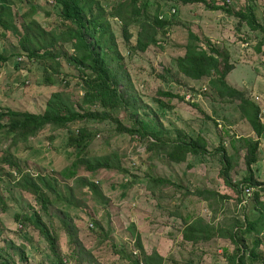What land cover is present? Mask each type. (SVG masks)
Instances as JSON below:
<instances>
[{"label": "rangeland", "instance_id": "1", "mask_svg": "<svg viewBox=\"0 0 264 264\" xmlns=\"http://www.w3.org/2000/svg\"><path fill=\"white\" fill-rule=\"evenodd\" d=\"M103 1L99 0V4H104ZM145 1L138 0L144 3L148 18L160 15L170 23L156 32L154 46L129 59L121 44V24L112 18L117 26L113 24L111 30L115 33L113 37L122 59L113 60L112 53L105 52L108 65L116 68L120 87L134 107L131 110L148 132H155L163 139L174 140L180 131L185 136L201 134L208 142L210 153L222 144L230 154L234 153L230 137L255 138L236 102L227 103V100L218 98L206 77L192 81L177 76L175 82L172 74L164 77L165 80L159 76L166 73L165 67H169L176 56L184 53L190 40L189 31L193 32L199 37V45L209 43L228 51L229 60L235 67L228 75V82L242 89L261 107L260 121L264 124V0H201L189 4L191 9L167 0ZM46 4L47 0H12L10 7L15 15L16 28L20 30L25 24L33 33L41 27L54 33L59 7ZM113 4L109 1L106 10ZM207 4L214 8L210 9ZM223 4L234 11L250 6L262 29L251 31L245 24L238 26L237 18L216 9ZM172 9L174 13H171ZM142 18L137 17L138 26ZM148 22L144 21L141 26L150 34ZM137 30L134 25V37L130 39L133 47ZM21 43L11 32L6 38L0 36V51H6L9 56L0 67V112L12 109L42 113L50 94L63 89L59 71L66 69L67 64L64 58L48 61L47 69L53 79L50 86L44 80L42 69L35 62L25 60L27 54L22 52ZM64 50L68 55L72 53L67 47ZM124 75H128L127 81L123 80ZM72 81L65 91L72 102H78L82 93L75 84L77 78ZM161 89L182 97L173 109H163L162 112L158 109L154 97L163 101L159 95ZM187 94H191L193 100L186 99ZM106 113L111 117L101 123L93 120L78 122L69 129L55 132L46 126L25 142H19L16 139L19 137L6 129L0 130V245L5 246L3 240L15 245L17 248L12 252L16 261H20L22 250L25 255L23 264H60L59 261L61 264H133L143 255L153 253L162 257L161 264H230L236 248L229 239L217 234L220 229L238 227L244 211L254 206L250 200L247 208H243L246 204H239L237 188L224 183L219 174L220 153L190 155L184 163H172L164 155L145 152L137 137L132 139L118 132L119 125L115 120L124 127L131 125L121 117L122 111ZM83 124L97 133L85 155L95 160L113 152L119 157L122 168L127 170L122 174L116 170H98L79 175V179L93 183L96 189L77 184L76 177L67 178L61 174L73 160L71 149L64 140L71 129ZM243 155L244 150L239 148L231 160L229 176L233 185L239 183L247 172ZM8 156L19 171L1 161ZM110 162L116 164L112 158ZM252 171L263 187V138ZM26 173L34 179L45 178L46 187L42 185V191L35 195L24 190L20 186ZM147 175L168 178L179 187H155L148 182ZM54 180L57 183L54 184ZM197 189L212 191L214 195L204 200L198 196ZM261 201L264 203V195ZM21 214L28 219L16 220V215ZM187 215L191 218H186ZM186 220L188 225L195 223L203 240L183 239ZM23 222L28 227L22 228ZM42 228L55 238L54 252L47 248L40 232ZM209 236L212 237L207 239ZM253 239L254 236H246L248 250ZM260 239H264V233ZM5 249L11 253L7 245ZM260 249H264V244L259 246ZM117 250L120 254L116 253ZM68 255L72 256L70 262L63 260ZM6 258L8 256L0 251V264L6 262Z\"/></svg>", "mask_w": 264, "mask_h": 264}, {"label": "trees", "instance_id": "2", "mask_svg": "<svg viewBox=\"0 0 264 264\" xmlns=\"http://www.w3.org/2000/svg\"><path fill=\"white\" fill-rule=\"evenodd\" d=\"M107 1H113L114 6L112 5L111 8L109 7L106 10ZM167 1H172L174 4L187 5L201 0ZM11 3L12 0H0V36L6 38L7 33L11 32L13 36L18 38L20 43L23 42L24 44L21 43L22 52L27 54L24 57L25 60L27 62H35L37 67L42 69L44 80L50 86L53 84V79L47 69V66H49L48 61L64 58L67 67L59 71L62 75L63 89L50 94L42 113L12 109L1 111L0 130L6 129L8 132L13 133L15 137H19L16 138L19 142H25L29 137L36 136L46 126L50 128L51 132H55V130L69 129L73 123L78 122L93 120L101 123L111 117L106 112L120 110L123 112L121 117H124V121L131 123V125L124 127L121 122L115 120L119 125L117 127L118 132L127 134L132 139L134 136L137 137L140 143L142 142L141 144L144 145L145 152L164 155L170 162L176 164L186 162L190 155L204 156L220 153L222 165L219 174L223 178L224 183L235 189L237 188L239 204H246L243 208H247L250 200L253 202L254 207L251 210L248 209L247 212L244 211L243 220L238 227H231L229 230L220 229L217 236L229 239L236 248L235 253L230 257V264H264V249L259 250V246L264 244V239H260V235L264 233V203L261 201L262 195H264V186L262 187V183L253 177L252 171V166L258 161L260 139H264V124L260 121L261 107L254 100L248 98L242 89L228 82V75L235 68L234 64L229 60L228 51L211 46L209 43L204 46L199 45V37L189 31L190 40L184 47V53L176 56L172 64H169V67H165L166 73L159 76L161 80H165L164 77L172 74L175 82V79L178 78L177 76L192 81L206 77L218 98L227 100V103L236 102L239 112L255 133V138L250 136L230 137V147L234 153L230 154L223 144L210 153L208 142L201 134H197L194 137L185 136L180 131L176 139L166 140L155 132H148L135 115V111L131 110V107L133 109L134 107L130 103L126 92H123L120 87L121 80L116 68L110 67L108 65L109 61L105 58V52L109 51L112 53L111 59H116L117 61L122 59L118 45L115 44L113 37L115 33L111 30V26L114 27L117 23L121 24V44L124 45L127 57L130 59L135 53H145L149 46H154L156 32L169 26L168 20L160 17V15H153L152 19L148 18V15H145V8H143L144 3L141 4L138 0H130L129 3H125L124 0H105L102 5L99 4V0H47L46 5L48 7L54 5L59 7L57 27H55L54 33L42 27L33 33L25 24L21 25L20 30L16 28L15 15L10 7ZM224 4L221 7H216V9L222 10L227 16L237 18L238 26L245 24L251 31L262 29L261 25L256 21L250 6L234 11L228 6L224 7ZM207 6L210 9L214 8L208 4ZM31 8L35 9V6H31ZM138 16H143L142 23L151 20L148 22L151 26L150 34H147L146 30L143 31L142 23L140 26L137 25ZM112 18L117 20V23ZM134 25L138 30L133 47L130 39L134 37L132 34ZM148 28L149 26L147 25ZM64 46L71 49L72 53L68 55L64 50ZM257 50H259V47ZM8 58L6 51L1 50L0 67ZM53 70L55 72L54 68ZM76 78L78 81L75 84L79 87L82 97L78 102H72L65 89L72 85V79ZM123 80L127 81L128 75H124ZM166 84H169V82L166 81ZM159 95L163 101H160L157 97H154V100L161 112L163 109H173L175 103H178V99L182 98L166 89H161ZM96 134L94 130L85 124L78 127L75 126L73 130L71 129L64 143L67 148L71 149L73 160L61 173L67 178L76 177L75 182H78L77 184L94 189H96V185L79 179V175L94 173L98 170H116L120 174L127 172L126 169L122 168L119 157L113 152L98 156L95 160H91L88 155H85ZM236 148L237 150L239 148L244 150L243 162L247 172L239 183L233 185L229 172L231 160L237 154ZM111 158L113 163H116L113 164L114 166L110 162ZM1 161L7 163L8 167L16 168L19 171L9 156L3 157ZM147 179L155 187L161 185L164 187L166 185L179 187V185H175L168 178L147 175ZM22 180V185L20 186L19 183L18 185L33 195L42 191V185L46 187V180L41 176L34 179L26 173ZM53 183L55 184L57 181L54 180ZM245 187H250L254 190L251 196L248 197L243 193ZM197 193L204 200L214 195L212 191L208 190L197 189ZM43 203L45 204V201ZM258 207H260L259 214ZM19 218L24 221L28 219L24 214L16 215V220ZM186 218L190 219L191 216L187 215ZM184 222L187 223L182 234L184 240L198 242L202 239L195 223L191 222L188 225L187 220ZM26 226L27 224H24V222L21 224L22 228H26ZM40 232L45 239L47 248L54 252L55 238L44 228ZM246 236H254L253 245L249 250L245 241ZM210 237L212 236L207 239ZM3 243L11 248V253H8L6 249L4 250L5 246L0 245V251L4 252L5 256H8V259L6 258L7 260L3 264H21V262L23 264V261H25L23 251H20V261H16L12 250L17 247L4 240ZM116 253L120 254L118 250ZM71 258L72 256L68 255L63 260L70 262L69 259ZM140 262L143 264H161L162 257L158 253L143 255L142 259H136L133 264H140ZM59 263L61 264L60 261Z\"/></svg>", "mask_w": 264, "mask_h": 264}, {"label": "built area", "instance_id": "3", "mask_svg": "<svg viewBox=\"0 0 264 264\" xmlns=\"http://www.w3.org/2000/svg\"><path fill=\"white\" fill-rule=\"evenodd\" d=\"M175 11H174V9H172L171 10V13H174ZM192 98V95L191 94H187L186 95V99H191ZM260 113H261V111H260ZM252 188H250V187H245L244 188V190H243V193L246 195V196H251V194H252Z\"/></svg>", "mask_w": 264, "mask_h": 264}, {"label": "crops", "instance_id": "4", "mask_svg": "<svg viewBox=\"0 0 264 264\" xmlns=\"http://www.w3.org/2000/svg\"><path fill=\"white\" fill-rule=\"evenodd\" d=\"M186 8H189V9H191V7H190V5L189 4H187V7Z\"/></svg>", "mask_w": 264, "mask_h": 264}]
</instances>
